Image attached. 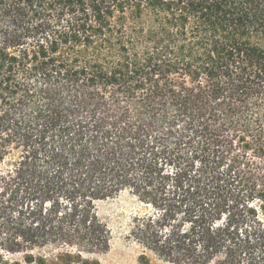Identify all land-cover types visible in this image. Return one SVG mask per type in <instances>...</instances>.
<instances>
[{
    "label": "trees",
    "instance_id": "16d2710c",
    "mask_svg": "<svg viewBox=\"0 0 264 264\" xmlns=\"http://www.w3.org/2000/svg\"><path fill=\"white\" fill-rule=\"evenodd\" d=\"M10 155L0 264H103L123 192L160 259L264 264V0H0Z\"/></svg>",
    "mask_w": 264,
    "mask_h": 264
},
{
    "label": "rangeland",
    "instance_id": "374dc122",
    "mask_svg": "<svg viewBox=\"0 0 264 264\" xmlns=\"http://www.w3.org/2000/svg\"><path fill=\"white\" fill-rule=\"evenodd\" d=\"M12 159L11 155L8 156L5 162L0 165V170L6 169L13 161ZM99 208L112 231L111 247L106 252L86 254L85 256L97 259L103 264H175L160 259L129 237L134 218L145 210L135 197L128 192H123L112 199L101 202ZM60 251L61 249L56 246H45L28 249L13 256L22 259L27 252L34 255L53 256ZM141 255H146L148 263L141 261Z\"/></svg>",
    "mask_w": 264,
    "mask_h": 264
}]
</instances>
